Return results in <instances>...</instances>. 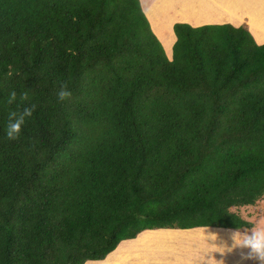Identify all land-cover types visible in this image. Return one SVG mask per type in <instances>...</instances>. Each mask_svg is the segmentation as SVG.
Listing matches in <instances>:
<instances>
[{"label": "trees", "instance_id": "obj_1", "mask_svg": "<svg viewBox=\"0 0 264 264\" xmlns=\"http://www.w3.org/2000/svg\"><path fill=\"white\" fill-rule=\"evenodd\" d=\"M172 32L168 56L139 0H0V264L253 226L234 210L264 198V43L227 22Z\"/></svg>", "mask_w": 264, "mask_h": 264}, {"label": "rangeland", "instance_id": "obj_2", "mask_svg": "<svg viewBox=\"0 0 264 264\" xmlns=\"http://www.w3.org/2000/svg\"><path fill=\"white\" fill-rule=\"evenodd\" d=\"M200 1L208 2L210 4L209 9L215 11H219L220 3L223 4L225 3L226 5L231 4V6L228 7L229 9L232 10L233 8H240L242 11L246 13L248 12L249 9H251L250 7L243 4V0H148V1L144 0L143 2L146 8L149 5L151 7L149 12L147 13L150 15L149 17L152 22L150 24L152 32L156 35V37H158L168 56L171 55V47L174 41V36L171 28V24H173L174 21H171L169 16H174V11L164 9L163 4L166 6L171 5L170 9L183 10V13H185V19L184 21H180V22L188 23L189 25H192L194 27H198L199 25H204V24L226 22L224 17L217 15L218 12L207 11L208 9H206L203 6H201V10H198ZM236 1H239L240 4H238ZM245 1L251 7L256 2V7L252 12V14L255 16V20L260 18V15H262V17L264 18V6H263L264 0H245ZM150 2L151 4H148ZM260 3L263 5L258 6ZM214 6L217 7L215 8ZM152 11L156 12L157 15L159 14L161 15V19H159L160 26H164V27L166 26L168 32H165L166 28L154 24L152 20L158 21V19H154L152 17L154 16L152 15ZM262 24H264V22H262ZM236 25L237 24L235 23L234 26ZM262 27H264V25L259 26V28ZM234 211L239 213L243 218H245L247 221H250L252 223L253 226L250 229H255L257 231L264 230V198L263 200L257 202L252 206L241 207L240 209ZM236 231L245 232L246 230H236ZM236 231L223 229V228H214V227L194 228L190 230L160 229V230L147 231L148 234H145V236L147 237L148 235V237H150L151 239L154 238L153 239L154 241H157L156 238H160V239H165L163 243L171 241L172 243H175L178 246H183V255L185 257V260H187V256H188V246H187L188 243H185V241L182 240L187 241L189 237L192 236L195 237V239L192 240V248L194 247L192 250V262H193L192 264H214V262L211 260V257L217 261L223 260L224 264H234L241 258V252L243 251V253L246 255L247 250L235 249L231 254L225 253L224 255H221V253L224 251V249L221 248V246L226 245L228 247H231L232 241L230 237L232 233ZM210 235H215L216 237ZM176 239H181V240H176ZM129 242L130 240L122 241L119 244L118 248H116L114 251L110 252L107 255L106 257L107 259L104 262L90 261L88 262V264H148L147 261L140 259L139 250H143L142 247L138 246L139 244L125 246ZM134 247H136L135 251H133ZM126 250L129 254H127ZM157 250L161 252L160 249L157 248ZM158 251L156 250L149 251V253L158 254ZM117 253L123 255L125 262L118 261V257L116 255ZM160 260L161 262L169 261L167 258H163V257ZM243 263L254 264L253 261H249V260H245L243 261Z\"/></svg>", "mask_w": 264, "mask_h": 264}, {"label": "crops", "instance_id": "obj_3", "mask_svg": "<svg viewBox=\"0 0 264 264\" xmlns=\"http://www.w3.org/2000/svg\"><path fill=\"white\" fill-rule=\"evenodd\" d=\"M139 1H140L143 12L145 13L146 17L148 18V20L151 24L152 22H151V19L149 17L150 15L147 13L151 9L150 5L146 8V6L144 5V2H143L144 0H139ZM236 2L238 4H240L239 1H236ZM232 3H233V1H232ZM148 4H151V2ZM199 4L200 5H199L198 10H201V6H203L206 9H208L207 11H211V12L215 11V10L209 9L210 4L208 2L200 1ZM243 4L251 8L248 10L247 13L242 11L240 8H233L231 10L228 8L229 6H231V4H227L228 5L227 6L225 3L224 4L220 3L219 11H215V12H218L217 15L224 17V19L227 23L231 24L233 22L232 24H234V25L236 23L237 24L236 27L244 24L247 27L248 31L253 36L256 44L264 43V27L259 28L260 25H264V24H262V22H264V18L262 17V15H260V18L255 20V16L252 14V12L254 11V8L256 7V2L252 5V7L249 6V4L246 3L245 0H243ZM260 5H263V4L260 3L258 6H260ZM163 6H164V9L174 11V16H169L171 21H174V23L171 24V28L173 27L175 22L178 23L180 21H184L185 13H183V10H181V9H177V10L176 9H170L171 5L166 6L163 4ZM214 7L216 8L217 6H214ZM152 15H154L152 17L154 19H158V21H159V19H161V15L160 14H159L160 16L157 15L156 12L152 11ZM152 21L154 22L155 25L157 24L160 26V21L159 22L156 20H152ZM205 23H208V22H205ZM160 27H164V26H160ZM164 28H166V26ZM165 32H168L167 28H166ZM227 232H230V231H227ZM141 234H139L135 239H131L130 242L128 244H126L125 246H127V245L130 246L133 244H135V245L139 244L138 246L142 247V249H143V250H139L140 259L147 261L148 264H192L193 263L192 262V250L194 247L192 248V240H194L195 237L190 236L187 241L182 240V241H185V243H188L187 244L188 256H187V260H185V257L183 255V246H178L175 243H172L171 241L163 243V241L165 239H160V238H156L157 241H154L153 240L154 238L151 239L150 237H148V235H147V237L145 236V234H148L147 231H144ZM202 235H204V234H202ZM176 240H181V239H176ZM155 242H157V243H155ZM167 243H170V244H167ZM118 247H119V245L116 248H118ZM157 248L160 249L161 252H159L157 250ZM135 250H136V247H134L133 251H135ZM154 250L158 251V254H150L149 253V251H154ZM126 252H127V250H126ZM127 254H129V253L127 252ZM116 255L118 257L119 262H121V261L125 262L122 254L117 253ZM162 257L167 258L169 261L168 262H161L160 259ZM106 259L107 258H105L102 261H96V262H104ZM243 261H245V260H242L240 258L234 264H244Z\"/></svg>", "mask_w": 264, "mask_h": 264}, {"label": "clouds", "instance_id": "obj_4", "mask_svg": "<svg viewBox=\"0 0 264 264\" xmlns=\"http://www.w3.org/2000/svg\"><path fill=\"white\" fill-rule=\"evenodd\" d=\"M58 99L60 101L65 100L66 98L71 96V92L67 90V86L64 85L61 87V90L58 92ZM28 94L25 92L21 96V100H27ZM16 100V93H10L8 98V103H12ZM35 110V105L26 106L20 112H11L9 113V121L7 124V132L6 135L8 139L15 140L18 138L19 133L21 131L22 126L25 124L26 118L30 117ZM207 231V230H206ZM215 236V235H210ZM216 237V236H215ZM232 244L231 247L226 245L221 246L224 251L221 255L225 253L231 254L235 249L247 250V254L245 255L243 251L241 252L242 260L253 261L254 264H264V230H255L249 229L245 232H234L230 237ZM211 260L214 264H224L223 260L217 261L211 257ZM88 264V262H86Z\"/></svg>", "mask_w": 264, "mask_h": 264}]
</instances>
